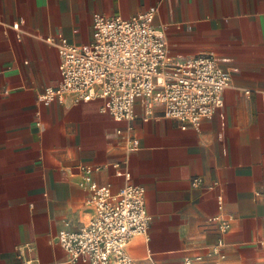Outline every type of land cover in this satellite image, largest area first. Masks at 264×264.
Returning a JSON list of instances; mask_svg holds the SVG:
<instances>
[{"label":"crops","instance_id":"crops-1","mask_svg":"<svg viewBox=\"0 0 264 264\" xmlns=\"http://www.w3.org/2000/svg\"><path fill=\"white\" fill-rule=\"evenodd\" d=\"M152 7L172 60L212 54L230 74L199 129L145 98L131 120L100 98L39 99L61 83L55 42L87 47L95 13ZM126 171L151 216L125 248L136 264H264V0H0V264H90L71 260L58 233L94 216L85 173L116 192ZM216 214L233 219L209 253Z\"/></svg>","mask_w":264,"mask_h":264},{"label":"built area","instance_id":"built-area-1","mask_svg":"<svg viewBox=\"0 0 264 264\" xmlns=\"http://www.w3.org/2000/svg\"><path fill=\"white\" fill-rule=\"evenodd\" d=\"M156 12L157 8L152 7L129 18L95 13L92 40L87 47L66 39L55 42L61 56V83L44 88L39 99L63 103L71 93L78 101L100 98L106 101L113 118L131 120L136 100L145 98L161 104L164 116L179 120L181 128L199 129L201 122L223 105V91L230 85V74L212 54L172 60L165 34L154 23ZM146 112L151 113L150 107ZM132 143L135 145L136 140ZM83 176L95 213L78 230H60L61 246L73 261L136 264L125 248L134 237L148 233L151 216L144 187L129 181V171L124 174L126 183L116 192L108 185L96 184L88 173ZM198 182V178H193V185ZM217 199L220 202L221 196ZM232 219L231 214L209 218L217 223L220 233L217 242L209 246V253H219ZM259 244L264 248V236ZM190 262L185 260L186 264Z\"/></svg>","mask_w":264,"mask_h":264}]
</instances>
